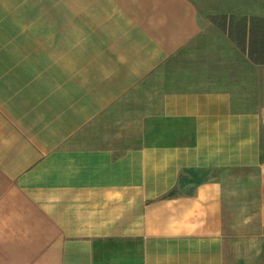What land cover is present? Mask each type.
Listing matches in <instances>:
<instances>
[{"label": "crops", "instance_id": "crops-1", "mask_svg": "<svg viewBox=\"0 0 264 264\" xmlns=\"http://www.w3.org/2000/svg\"><path fill=\"white\" fill-rule=\"evenodd\" d=\"M29 8L0 0V264H264V64L191 0H70L69 31Z\"/></svg>", "mask_w": 264, "mask_h": 264}, {"label": "rangeland", "instance_id": "rangeland-1", "mask_svg": "<svg viewBox=\"0 0 264 264\" xmlns=\"http://www.w3.org/2000/svg\"><path fill=\"white\" fill-rule=\"evenodd\" d=\"M198 9L199 16L201 18H206L209 21V16L211 14L220 13L217 12L220 5L215 4L214 0H191ZM69 6L70 0H30V31H69ZM210 22V21H209ZM207 36H205L204 43H209L210 39H215V35H218L216 31H207ZM211 35V37H209ZM181 63L180 60H178ZM182 65L180 64L179 67ZM174 68L173 58L168 59L165 61L159 68H157L156 72H153L152 78L154 83H142L135 87L134 91L136 95H134V101L131 103V113L132 111L140 110L144 112L145 104H149L150 101H145L149 95L153 98V103L159 102L158 96L155 94H161L160 86L161 83L158 79L166 74H169L170 69ZM157 77V78H156ZM143 92L147 93L144 95ZM261 159L264 161V135L263 141L261 144ZM235 178L236 181V189L237 192H242L245 189V178L246 175L243 172H237L234 174H230ZM234 181V180H232ZM245 199L248 202L251 200L250 204L255 209L257 208L256 205V196L251 198H241ZM245 201H242L244 203ZM256 213V210L252 213L253 215ZM247 215L243 214H236V220L245 219ZM240 228V227H238ZM243 231L239 229V232ZM246 232V230L244 231ZM243 232V233H244ZM242 233V234H243ZM243 249V250H242ZM242 253H251L253 249H258L264 257V243L261 245L256 246H249L244 245L242 246ZM251 250V251H250ZM264 263V262H263Z\"/></svg>", "mask_w": 264, "mask_h": 264}, {"label": "trees", "instance_id": "trees-1", "mask_svg": "<svg viewBox=\"0 0 264 264\" xmlns=\"http://www.w3.org/2000/svg\"><path fill=\"white\" fill-rule=\"evenodd\" d=\"M208 18L252 62L264 64V17L252 15L236 18L231 13H215Z\"/></svg>", "mask_w": 264, "mask_h": 264}]
</instances>
